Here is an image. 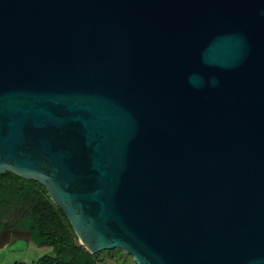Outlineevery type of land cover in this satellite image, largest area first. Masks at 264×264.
Masks as SVG:
<instances>
[{
  "label": "water",
  "instance_id": "obj_1",
  "mask_svg": "<svg viewBox=\"0 0 264 264\" xmlns=\"http://www.w3.org/2000/svg\"><path fill=\"white\" fill-rule=\"evenodd\" d=\"M92 254L264 264V0H0V174Z\"/></svg>",
  "mask_w": 264,
  "mask_h": 264
},
{
  "label": "trees",
  "instance_id": "obj_2",
  "mask_svg": "<svg viewBox=\"0 0 264 264\" xmlns=\"http://www.w3.org/2000/svg\"><path fill=\"white\" fill-rule=\"evenodd\" d=\"M10 216L14 226L29 234L34 245L53 249L38 264H127L132 259L120 249L89 252L80 245L65 212L41 183L6 172L0 174V230L3 220Z\"/></svg>",
  "mask_w": 264,
  "mask_h": 264
},
{
  "label": "rangeland",
  "instance_id": "obj_3",
  "mask_svg": "<svg viewBox=\"0 0 264 264\" xmlns=\"http://www.w3.org/2000/svg\"><path fill=\"white\" fill-rule=\"evenodd\" d=\"M2 223L4 225L0 230V264H38L42 257L53 252L51 247L41 248L34 245L29 234L14 226L13 216ZM127 264H134V260H128Z\"/></svg>",
  "mask_w": 264,
  "mask_h": 264
}]
</instances>
